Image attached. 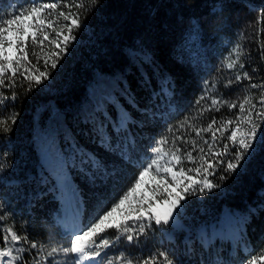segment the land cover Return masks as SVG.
I'll return each instance as SVG.
<instances>
[{"label": "trees", "instance_id": "16d2710c", "mask_svg": "<svg viewBox=\"0 0 264 264\" xmlns=\"http://www.w3.org/2000/svg\"><path fill=\"white\" fill-rule=\"evenodd\" d=\"M83 2L91 11L79 10L82 26L74 33L77 38L70 43L57 69L51 70L50 78L31 91L26 85L13 89L17 99L7 110L0 109V119L11 112L18 114L15 125L9 121L12 131L7 138L0 136V165L4 166L0 171V214H8L3 225L12 226L18 234H27L30 241L38 243L60 241L65 230L61 222L75 214L74 200L53 180L56 157L70 158L69 142L102 157L116 173L104 184L95 185L83 175L71 177L79 189L77 196L83 198L81 220L87 223L133 180L141 159L162 136L171 139L173 134L184 135L202 144L190 130H166L186 116L195 115V109L200 107L195 101L202 94L207 95L205 85L215 84L212 95L229 100L242 101L246 94H251L253 101L259 99V90L246 92L238 85L223 87L236 72L224 67L234 45L239 43L251 51V57L241 58L245 70L251 72L249 65H255L259 69L256 81L264 78V61L258 48L264 44V18L260 17L264 0H97L94 5L92 0ZM21 5L28 8L29 0H0V12ZM60 10L68 11L61 5L50 18L54 19ZM71 11L75 13L77 9ZM63 23L61 18L57 28ZM49 32L51 39L55 34ZM27 50L35 64L37 57L42 62L53 46L45 42L44 46H30ZM201 105L207 108L209 101H201ZM117 110L131 118L127 134L120 136V147L113 149L120 152L126 143L125 135L131 136L135 143L127 148V161L105 151L107 144L100 147L94 132L104 115L115 119ZM237 111L227 106L219 112L206 111L197 124L206 126L213 115L218 120L234 119ZM260 135H264V124L258 130ZM181 146L191 149L190 144ZM170 147L166 144L162 150ZM254 147L255 152L246 156L235 172L218 167L216 175L209 179L220 186L188 196L169 225L153 224L140 238L139 247L121 239L108 250L109 255L124 252L139 257L142 252L159 249L168 251L176 264L226 262L232 252L228 239H214L209 247L202 242V236L221 231L227 234L237 222L246 230L252 250L249 255H258L257 250L264 247V144ZM145 181L137 195L146 191L151 194V175ZM155 206L161 212L167 208L163 203ZM49 237L54 239L50 241ZM239 256L246 258L243 253ZM58 259L64 264V257ZM257 264H264V259H258Z\"/></svg>", "mask_w": 264, "mask_h": 264}, {"label": "snow or ice", "instance_id": "6c2138e0", "mask_svg": "<svg viewBox=\"0 0 264 264\" xmlns=\"http://www.w3.org/2000/svg\"><path fill=\"white\" fill-rule=\"evenodd\" d=\"M96 2L97 0H92L93 5ZM29 5L28 8L21 5L10 11L0 12V109L7 110L8 105L17 99V93L13 89L26 85L27 90L31 91L34 86H39L50 78V71L57 69L60 60L67 54L70 43L77 38L74 33L81 28L83 19L79 10L91 11L83 0H55L51 3L29 0ZM61 5L68 11L60 10L57 16L51 19L52 12L61 8ZM73 8L77 9L75 13L71 11ZM260 17L264 18V10L261 11ZM61 18L64 23L57 28V22ZM259 22L258 19L257 23ZM49 30L55 34L51 39ZM255 31L259 32V29ZM45 42L53 46V50L46 54L42 62L41 58L37 57L34 64L27 49L30 46H44ZM258 48L260 59L264 61V44H259ZM242 57H251V51L238 43L230 50L224 65L228 70H236L235 75L228 79L223 87L230 89L238 85L246 92L248 89L259 90V99L253 101L252 95L246 94L242 101H239V98L229 100L212 95L211 90L215 88V84L205 85L204 92L207 95L202 94L195 101V104L200 106L195 109V115L186 116L183 121L166 130L168 133L190 130L195 137L200 138L202 144H198L195 138L186 139L184 135L173 134L171 139L162 136L153 143L146 158L141 159L133 180L119 195L112 197L109 203L101 207L87 223L81 220L83 198L77 196L79 189L74 187L71 177L80 174L95 185L97 182L104 184L116 173L102 157L83 146L69 142L70 158L59 155L56 157L58 163L53 169V180L57 187H62L75 202L76 210L72 221L65 225L60 241L45 244L30 241L27 234H18L12 226L4 227L3 220L8 214H0V234L3 241V246L0 247V264H61L58 259L61 256L65 258L64 264H176L174 257L164 250L142 252L139 257L127 256L124 252L110 256L108 250L121 239L139 247L140 238L147 235L153 224L169 225L174 221L181 202L188 196L210 192L220 186L209 179L216 175L218 167L226 172H235L241 166L240 162L255 152L254 144H264V135L258 136L260 126L264 124V78L257 82L259 69L255 65H249L251 72L245 70L246 64L241 62ZM204 100L209 101L207 108L201 105ZM225 106L229 110H238L234 119L221 117L218 120L213 115L206 126L197 124L206 111L219 112ZM17 117V113L11 112L0 119V136L7 138V134L12 131L9 121L11 125H15ZM130 123V116L121 115L119 110L115 119L104 115L94 130L98 145L104 147L107 144L105 151L119 155L122 160L127 161V148L135 143L131 136L125 135L126 143L120 152H113V149L120 147V136L122 133L127 134ZM109 128L110 132L107 131ZM202 133H210L211 136L206 138ZM113 140L116 141L115 144ZM223 140L228 143H222ZM177 141H180V144H177ZM166 144L171 147L168 151H163L162 146ZM184 144H190L191 149L183 148L181 145ZM193 152L197 155L194 156ZM3 170L4 166L0 165V171ZM149 175L153 183L151 194L146 191L137 195L146 183L145 177ZM97 203L101 201L98 199ZM160 203L167 205L163 212L155 206ZM221 237L232 242L231 259L226 262L217 260L213 264H257L258 259H264V247L257 250L258 255H249L252 251L250 242L246 239V230L240 227L238 222L231 232L225 234L221 231L214 232L211 236L204 235L202 242L210 247L214 239ZM53 239L49 237L50 241ZM21 243L26 247H17ZM239 253H243L246 258L241 259Z\"/></svg>", "mask_w": 264, "mask_h": 264}, {"label": "rangeland", "instance_id": "374dc122", "mask_svg": "<svg viewBox=\"0 0 264 264\" xmlns=\"http://www.w3.org/2000/svg\"><path fill=\"white\" fill-rule=\"evenodd\" d=\"M72 219H73V217H70L67 220L61 222V223H63L62 225H63L64 229H65V225H67L68 223H70L72 221ZM228 242H229V244L231 246L232 242L230 240H228Z\"/></svg>", "mask_w": 264, "mask_h": 264}]
</instances>
